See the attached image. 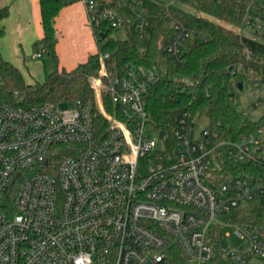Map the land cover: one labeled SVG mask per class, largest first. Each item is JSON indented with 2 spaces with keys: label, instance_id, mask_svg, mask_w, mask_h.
Masks as SVG:
<instances>
[{
  "label": "built area",
  "instance_id": "1",
  "mask_svg": "<svg viewBox=\"0 0 264 264\" xmlns=\"http://www.w3.org/2000/svg\"><path fill=\"white\" fill-rule=\"evenodd\" d=\"M81 1L94 31L124 22L115 7ZM130 2L131 21L144 36L149 7ZM167 17L164 48L180 60L187 43L206 32L169 10ZM243 20L239 29L264 33V0H248ZM109 56L101 55L99 74L89 77L93 97L69 108L0 98V264H210L217 253L213 226L264 194L262 130L237 141L208 125L194 139V122L183 113L161 137L147 109L154 71L128 63L111 76ZM221 155L233 164L253 161L258 173H230L218 182ZM237 225L248 244L221 245L224 258L231 264L264 258V235Z\"/></svg>",
  "mask_w": 264,
  "mask_h": 264
},
{
  "label": "trees",
  "instance_id": "2",
  "mask_svg": "<svg viewBox=\"0 0 264 264\" xmlns=\"http://www.w3.org/2000/svg\"><path fill=\"white\" fill-rule=\"evenodd\" d=\"M38 1L43 36L34 42V52L39 58L52 56L57 69L46 71L43 80L28 82L20 68L4 58L0 49V98L26 106L44 102L62 105L92 98L94 90L89 77L99 74L101 55L108 52L107 68L111 76L119 74L122 65L128 63L154 71L156 78L146 99L155 129L172 132L179 117L186 113L192 122H207L221 138L239 141L264 130V120L247 118L233 103L240 83L244 85L246 80H251L264 86L263 40L247 36L232 26L215 22L176 4L167 8L164 0H143L149 7L150 26L147 34L140 36L136 23L131 21L133 12L130 0L126 4L122 0H98L101 6L117 8L124 22L119 27L105 24L93 30L97 51L71 69L59 68L56 18L68 1ZM178 1L238 28L244 25L243 14L248 0H224L218 5L208 0ZM168 10L179 21L187 25L196 24L206 32L205 38L187 43L180 60L164 48V41L171 31ZM8 15L9 7H0V39L5 34L3 21ZM121 27L126 28L127 36L122 39L114 37V31ZM260 35L264 38V33ZM107 107L110 109L111 105L107 103ZM260 149H264V140ZM258 169L253 161L233 164L221 155L216 160L213 179L222 182L230 173L241 172L253 176ZM231 221L248 224L264 235V204L248 213L233 216ZM220 228L218 224L212 228V244L217 253L210 264H231L220 251ZM246 264H264V258Z\"/></svg>",
  "mask_w": 264,
  "mask_h": 264
},
{
  "label": "crops",
  "instance_id": "3",
  "mask_svg": "<svg viewBox=\"0 0 264 264\" xmlns=\"http://www.w3.org/2000/svg\"><path fill=\"white\" fill-rule=\"evenodd\" d=\"M67 1L56 18L57 54L59 68L71 69L87 60L98 46L84 3L81 0ZM3 6L9 7V15L3 21L5 34L0 39L4 58L20 68L26 81L30 80L29 76L43 80V71L38 67L39 57L33 48L34 42L43 36L39 1L0 0V7Z\"/></svg>",
  "mask_w": 264,
  "mask_h": 264
},
{
  "label": "rangeland",
  "instance_id": "4",
  "mask_svg": "<svg viewBox=\"0 0 264 264\" xmlns=\"http://www.w3.org/2000/svg\"><path fill=\"white\" fill-rule=\"evenodd\" d=\"M167 3L173 2V0H164ZM175 4L188 10L191 12L199 13L200 15H205V17H208L209 19H212L215 22L232 26L234 29L238 30L239 32H242L243 34L258 38L260 40L264 41V38L260 34L254 33V31L244 26L242 29H239L233 24H230L228 22H225L224 20H221L217 17L207 15L203 12H201L199 9H195L193 6L186 5L178 0L175 1ZM114 37L116 38H125L127 36V31L125 27H121L114 31L113 33ZM40 62L38 64V67H40L43 71V79L45 78V68L48 72H52L57 69V64L55 60L50 55H45L44 58H37ZM38 78V77H37ZM30 80L28 81H35L39 80L34 78L33 76H29ZM234 105L237 107L239 111L244 113V115L251 119V120H264V86L259 85L251 80H246L244 82V85L242 89L236 91V95L233 99ZM74 104L72 103H66L59 105L61 108H69ZM208 123L205 121H194L193 128L191 129V136L196 139L200 137L201 131L205 128H207ZM155 136H158L157 133H155ZM261 138L264 137V130L259 134ZM261 174L263 176L264 180V167H261ZM264 204V194L263 195H256L253 198H250L246 200L245 202H242L239 206L233 208L231 211L226 213L224 216H222V219L225 220V222L221 225L220 228V235H221V245L222 246H229V247H239V246H246L248 244V237H245L244 239H241L240 236L237 233L238 222L231 221V218L235 215H242L245 213H248L255 207H258L260 205ZM260 259H253L251 262H259Z\"/></svg>",
  "mask_w": 264,
  "mask_h": 264
},
{
  "label": "water",
  "instance_id": "5",
  "mask_svg": "<svg viewBox=\"0 0 264 264\" xmlns=\"http://www.w3.org/2000/svg\"><path fill=\"white\" fill-rule=\"evenodd\" d=\"M239 87H240V89H242V87H243V84H242V83H240V84H239ZM164 134H165V131H164V130H161V131H160V136H161V137H163V136H164Z\"/></svg>",
  "mask_w": 264,
  "mask_h": 264
}]
</instances>
